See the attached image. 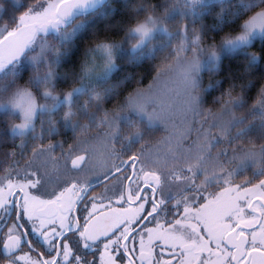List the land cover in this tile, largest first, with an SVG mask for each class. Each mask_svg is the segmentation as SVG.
<instances>
[{
  "label": "snow or ice",
  "instance_id": "obj_1",
  "mask_svg": "<svg viewBox=\"0 0 264 264\" xmlns=\"http://www.w3.org/2000/svg\"><path fill=\"white\" fill-rule=\"evenodd\" d=\"M105 2L32 0L18 20L0 27V111L19 121L10 132L21 140L19 152L0 161V264H264V146L259 154L242 146L216 151L220 141L245 135L246 121L235 118L243 94L229 93L211 123L197 119L208 90L201 73L219 72L222 57L243 54L246 78L256 86L264 0H181L179 8L173 0L163 15L141 6L124 42L90 40L79 86L57 94V81L68 78L58 69L73 63L77 37ZM214 5L221 6L215 23L198 29ZM157 37H167L171 51L153 85L105 110L124 83H109L121 53ZM166 78L182 93L179 124L173 90L158 87ZM255 105L264 120V81ZM61 106L67 111L57 121ZM157 124L165 135L150 141ZM62 128L71 130L72 142L56 139ZM249 162L256 169L251 179Z\"/></svg>",
  "mask_w": 264,
  "mask_h": 264
},
{
  "label": "trees",
  "instance_id": "obj_2",
  "mask_svg": "<svg viewBox=\"0 0 264 264\" xmlns=\"http://www.w3.org/2000/svg\"><path fill=\"white\" fill-rule=\"evenodd\" d=\"M31 2L32 0H20V3H14V0H0V27L10 24L14 19L18 20L19 15L26 10V6L30 5ZM232 2L235 3V0H232ZM180 3L181 0H175L177 8L180 7ZM165 4L171 6L173 0H106L104 4L89 16L87 20L88 27L82 37H77L78 50L74 56L73 63L58 69V76H67L68 78L57 81L56 93L62 95L71 90L72 87L79 86L74 81L79 76V65L84 60V53L91 39L110 43H122L126 37V28L130 26V22L135 18V9L151 5L158 7L160 14L163 15V6ZM220 12L221 6L214 5L210 14H204L201 17V21L196 24V27L199 29L201 22L206 27H211ZM142 18L140 17V19ZM187 22L185 21V23ZM169 26L174 31L175 23L169 24ZM216 39L218 41L219 36H216ZM160 40V37L156 38L153 43L139 50L136 55L128 51L121 54L118 59L120 68L112 75L109 83L116 84L120 80H124V83L118 89V96L106 100L103 106L105 110L111 111L119 108L125 102L127 96L133 94L138 89L147 90L153 84L157 71L166 62L165 58L169 56V52L171 51L170 49L166 50V46L158 47L157 45L160 43ZM208 42L210 43L211 39ZM125 46L127 47V44ZM136 58L140 59L139 63H135ZM131 60L133 62H130ZM244 65L243 54L224 56L221 60L219 72L201 73L204 88L208 90L201 93L203 97L201 105L203 116L197 117L198 120L203 121L207 118L208 122L211 123L212 117L220 116L224 104L229 99V93H231L233 99L240 97L241 94L244 96L245 105L235 110V118L246 121L244 125L245 135L239 140H232L231 144L228 141H220L219 147L216 149L217 152L221 148L242 146L259 154L261 147L264 146V120H261L260 116L254 112L260 83L264 81V66L258 69L256 75L252 78L256 86L251 87L244 72ZM209 85H212V87H209ZM85 99L87 100L88 97L86 95L82 96L79 103L82 104ZM65 110L67 109L61 106L56 110V113H64ZM92 111L95 112V108ZM56 120L58 121L59 118H56ZM82 120L81 117L77 119V121ZM18 122V120L11 118L9 113L0 111V161L3 160L5 153L12 151L19 152L21 143L17 140L20 139L12 136L10 132L11 125ZM39 126L40 121L38 119L37 127L39 128ZM159 134L156 136H159ZM234 135L235 133H233ZM257 163H259V157H257ZM255 171V167L249 162L245 173L247 177L251 179ZM240 178L242 179L243 176Z\"/></svg>",
  "mask_w": 264,
  "mask_h": 264
},
{
  "label": "rangeland",
  "instance_id": "obj_3",
  "mask_svg": "<svg viewBox=\"0 0 264 264\" xmlns=\"http://www.w3.org/2000/svg\"><path fill=\"white\" fill-rule=\"evenodd\" d=\"M169 29L171 30V27L168 25ZM175 30V29H174ZM158 38V37H157ZM160 43L157 45L158 47H164L166 46V40H167V37H160ZM125 46V45H124ZM147 46V45H146ZM145 46V47H146ZM126 47V46H125ZM127 47H129V45H127ZM126 47V48H127ZM143 47V48H145ZM142 48V49H143ZM141 50V49H140ZM139 51V50H138ZM137 51V52H138ZM127 51H125L126 53ZM129 53L132 54L131 51H128ZM123 54V53H121ZM167 62H170V61H167ZM153 85V84H152ZM160 89H163L165 91L171 89L173 91H171L169 94L172 95L173 99H172V108H173V111L175 112V118H174V122L179 124L180 120L183 119V116L181 114V108H182V100H183V97H182V93L180 91V86H179V83L173 79H169V78H166L165 81L163 83H161L159 86H158ZM85 103L87 100H83ZM82 103V104H83ZM59 109V108H58ZM67 111V110H65ZM78 119V118H77ZM188 120L189 122L191 123L192 121V118L191 116L188 117ZM84 121H87L84 119ZM78 122V121H77ZM154 128H158L160 129L159 133L161 132V134H159V136H156L157 139H161L164 135H165V132L163 130V126L162 125H159L157 124Z\"/></svg>",
  "mask_w": 264,
  "mask_h": 264
},
{
  "label": "flooded vegetation",
  "instance_id": "obj_4",
  "mask_svg": "<svg viewBox=\"0 0 264 264\" xmlns=\"http://www.w3.org/2000/svg\"><path fill=\"white\" fill-rule=\"evenodd\" d=\"M62 115H63V113H56L55 118H59V120H60L61 117H62ZM78 117H81L83 119L82 121H78L79 123H82V124H87L88 123V121H84V118L82 116H78ZM159 130L160 129H158V128H154L152 130L151 135L148 137V139L150 141L159 140V139H157L155 137L158 134ZM60 131H61L62 134L56 137L57 140H60V141L67 140L69 142H72L73 133L71 132L70 129H63L62 128ZM95 135H96V131L94 129L88 134L89 137L95 136ZM81 139H84V137H81ZM17 141L21 143V140H17ZM26 142H28L30 144L31 143L30 138L29 139H26ZM210 190L211 191H214L215 189H210ZM101 191H103L102 188L97 189V192H95L94 195L98 194ZM101 219L103 220V217H101Z\"/></svg>",
  "mask_w": 264,
  "mask_h": 264
},
{
  "label": "clouds",
  "instance_id": "obj_5",
  "mask_svg": "<svg viewBox=\"0 0 264 264\" xmlns=\"http://www.w3.org/2000/svg\"><path fill=\"white\" fill-rule=\"evenodd\" d=\"M243 23V22H242ZM217 44L219 45V41H217ZM133 55H136V54H138L137 52H135V53H132Z\"/></svg>",
  "mask_w": 264,
  "mask_h": 264
},
{
  "label": "water",
  "instance_id": "obj_6",
  "mask_svg": "<svg viewBox=\"0 0 264 264\" xmlns=\"http://www.w3.org/2000/svg\"><path fill=\"white\" fill-rule=\"evenodd\" d=\"M101 6V5H100ZM100 6H98V7H100Z\"/></svg>",
  "mask_w": 264,
  "mask_h": 264
},
{
  "label": "bare ground",
  "instance_id": "obj_7",
  "mask_svg": "<svg viewBox=\"0 0 264 264\" xmlns=\"http://www.w3.org/2000/svg\"><path fill=\"white\" fill-rule=\"evenodd\" d=\"M126 61V60H125Z\"/></svg>",
  "mask_w": 264,
  "mask_h": 264
}]
</instances>
